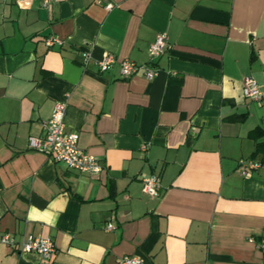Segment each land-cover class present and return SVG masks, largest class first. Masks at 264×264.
Returning a JSON list of instances; mask_svg holds the SVG:
<instances>
[{"label": "crops", "instance_id": "obj_1", "mask_svg": "<svg viewBox=\"0 0 264 264\" xmlns=\"http://www.w3.org/2000/svg\"><path fill=\"white\" fill-rule=\"evenodd\" d=\"M44 1L0 0V237H50L55 251L0 241V264H264V136L249 134L264 101L243 94L249 76L264 87V0ZM104 52L156 73L100 72ZM58 100L102 172L28 147ZM244 159L260 165L242 175ZM151 174L156 196L142 190Z\"/></svg>", "mask_w": 264, "mask_h": 264}, {"label": "built area", "instance_id": "obj_2", "mask_svg": "<svg viewBox=\"0 0 264 264\" xmlns=\"http://www.w3.org/2000/svg\"><path fill=\"white\" fill-rule=\"evenodd\" d=\"M45 0L44 3H47ZM111 3L106 4V8L110 9ZM47 46L53 44L61 45L62 41L56 37H48L45 40ZM167 40L165 34H159L148 48L150 59L158 57L166 48ZM84 65L87 64L90 54L84 51ZM115 63L119 65V74L123 78L131 77L137 72L144 73L147 79L154 77L156 70L150 62L136 63L130 59H117L110 52H104L97 60V67L100 72L107 71ZM244 96L254 101H264V87H260L253 77H247L243 86ZM66 109V101L58 100L54 103L50 117L44 121V133L40 136L28 137L27 145L30 149L51 155L55 160L62 161L68 167L86 172L89 174H98L104 170V165L94 155L83 150L79 145V133L76 131H66L64 128V114ZM142 148H145L142 145ZM241 174L246 175L248 169L257 168L259 161L253 159H244L240 161ZM161 188L160 177L157 174H151L142 178V190L150 196H156ZM114 224L108 222L106 228L114 229ZM0 241L10 246H15L20 252H36L45 259L51 258L55 251V245L50 237L26 234L21 240L16 241L14 237L8 233H4L0 237ZM264 248V241L261 242ZM141 258L133 255H123L118 259L117 264H140Z\"/></svg>", "mask_w": 264, "mask_h": 264}, {"label": "trees", "instance_id": "obj_3", "mask_svg": "<svg viewBox=\"0 0 264 264\" xmlns=\"http://www.w3.org/2000/svg\"><path fill=\"white\" fill-rule=\"evenodd\" d=\"M249 134L253 139L258 140V138L264 136V126L255 127ZM258 152L264 153V141L256 142V148L252 153V157Z\"/></svg>", "mask_w": 264, "mask_h": 264}]
</instances>
